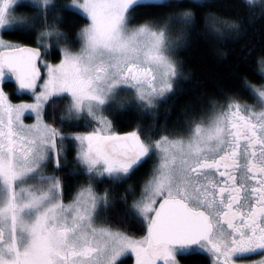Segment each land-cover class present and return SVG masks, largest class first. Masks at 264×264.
Wrapping results in <instances>:
<instances>
[{
	"label": "snow or ice",
	"instance_id": "6c2138e0",
	"mask_svg": "<svg viewBox=\"0 0 264 264\" xmlns=\"http://www.w3.org/2000/svg\"><path fill=\"white\" fill-rule=\"evenodd\" d=\"M21 6L0 0V264H264V59L259 83L242 78L253 103L211 101L210 119L194 108L168 135L117 131L105 115L153 110L173 90L177 49L209 0H34L17 17ZM249 7L207 15V30L226 39ZM72 8L86 21L75 36L61 30ZM122 91L131 98L118 104ZM70 150L81 183L65 203Z\"/></svg>",
	"mask_w": 264,
	"mask_h": 264
},
{
	"label": "trees",
	"instance_id": "16d2710c",
	"mask_svg": "<svg viewBox=\"0 0 264 264\" xmlns=\"http://www.w3.org/2000/svg\"><path fill=\"white\" fill-rule=\"evenodd\" d=\"M69 1L55 0L54 2L69 3ZM240 2L241 0H209V7L197 11L195 26L187 29L185 43L176 52V58L181 64L182 75L177 79L178 82L173 90L169 95L161 97L155 103L153 110L142 112L133 106L127 110L121 109L119 114H114V111L109 112L117 131H132L136 125H141L146 132L157 134L158 138L164 133L169 134L171 129L181 124L182 117L194 108L202 107L205 115H209L211 113L209 111L212 110L211 101L223 103L225 97L239 94L245 98L247 103H253L242 86V78H247L248 82L253 84L260 82L258 76L261 71L260 61L264 59V13L258 6L260 3L244 0L245 3H250V7L243 12L244 20L241 28L226 39L213 38L207 30L205 20L209 14L222 19L235 16L240 11L237 8ZM20 4L25 6L17 7L19 12H25L24 15L32 14V5L27 2ZM55 14V11H50V18ZM62 15L64 23L61 30L70 36H75L86 23L73 8L67 9ZM6 38L15 41L18 36L11 35ZM5 90L11 91L12 86H6ZM61 107L62 104L58 103L57 117L62 115ZM79 123L83 125L85 121ZM68 130L71 132L85 129L82 126L79 129L69 128ZM74 153V150L69 151V164L63 173L67 185L66 197L72 195L71 191L77 187V176L73 175ZM145 171L142 169L133 177V180H130V184L142 182ZM57 174L61 175V173ZM108 186L107 183L100 184L97 190L102 192ZM123 190L124 186H115L114 195L117 199L110 213L113 220H118L122 213L118 197L124 194ZM129 232L134 236L145 234L139 224L132 226ZM199 260L200 264H209V261L203 257ZM181 263L185 264L182 258ZM121 264H134V257L128 255L122 259Z\"/></svg>",
	"mask_w": 264,
	"mask_h": 264
},
{
	"label": "rangeland",
	"instance_id": "374dc122",
	"mask_svg": "<svg viewBox=\"0 0 264 264\" xmlns=\"http://www.w3.org/2000/svg\"><path fill=\"white\" fill-rule=\"evenodd\" d=\"M55 0H53V2H54ZM251 2H258V3H260V0H250ZM29 3L30 5H34V0H18V3ZM57 2V1H56ZM71 2V0L69 1V3ZM162 2H163V0H162ZM55 3V2H54ZM74 9V8H73ZM74 10H76V9H74ZM23 12V11H22ZM23 13H25V12H23ZM23 13H21V12H19L18 10H17V8L15 9V15L17 16V17H24V16H28V14H23ZM5 39H8V38H6L5 37ZM10 40V39H9ZM50 45H52V46H55L56 45V41H55V39H53V40H51V41H49L48 42ZM62 46V45H61ZM75 47L76 48H78L79 47V45L78 44H76L75 45ZM50 61H51V59H50ZM261 66V65H260ZM178 81H177V79L175 80V82H174V84H173V88H174V86H175V84L177 83ZM145 87H147V85H145ZM171 93V92H170ZM170 93H167L165 96H167V95H169ZM164 96V97H165ZM129 98H131V94L129 93V92H124V91H122V92H120L119 93V95H118V98H117V101H116V103H118V104H120V103H122L123 101H126V100H129ZM160 99V98H159ZM158 99V100H159ZM249 104H251L250 102H248ZM209 112H211V113H209V115H206V118H208V119H210L211 118V116L213 115V110H210ZM207 114V113H206ZM105 115H107L108 117H109V119H111V116H109V112H105ZM112 120V119H111ZM26 124H31V123H33L34 121H33V119H31V118H28V119H25V121H24ZM162 135H168V134H162ZM170 138H176V137H174V136H170ZM74 155H75V153H74ZM47 174H51V169H49V170H47ZM77 187H76V189L75 190H73V191H71L72 193V195H70V196H67L66 197V194H65V199H64V202L65 203H68V202H70V200H71V198H72V196H74L75 195V192H76V190L79 188V184L81 183V179H80V177H78L77 176ZM128 184H130V181H128L127 182ZM127 186V184H125L124 185V187H126ZM124 191V190H123ZM135 237H137V238H139L140 236H135ZM130 256H132V257H134V255H130ZM134 264H135V257H134ZM182 264V263H181Z\"/></svg>",
	"mask_w": 264,
	"mask_h": 264
},
{
	"label": "flooded vegetation",
	"instance_id": "af4514ba",
	"mask_svg": "<svg viewBox=\"0 0 264 264\" xmlns=\"http://www.w3.org/2000/svg\"><path fill=\"white\" fill-rule=\"evenodd\" d=\"M255 259H259V257H256Z\"/></svg>",
	"mask_w": 264,
	"mask_h": 264
}]
</instances>
